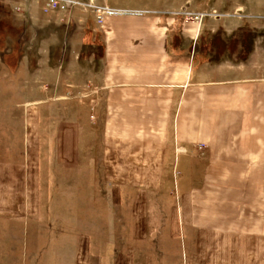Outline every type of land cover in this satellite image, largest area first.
Segmentation results:
<instances>
[{
    "label": "crops",
    "instance_id": "obj_1",
    "mask_svg": "<svg viewBox=\"0 0 264 264\" xmlns=\"http://www.w3.org/2000/svg\"><path fill=\"white\" fill-rule=\"evenodd\" d=\"M105 3L150 12L106 16L99 26L103 53L84 44L83 32L93 25L88 12L83 32L70 39V90L77 97L90 82L86 103L108 123L98 157L79 145L77 124L57 131L40 117L31 124L28 114L18 121L0 113V244L11 251L12 222L31 217L38 233L52 235L36 246L49 249L52 264H109L108 245L92 239L86 219L94 201L112 196L124 204L133 190L166 195L177 222L180 202L189 229L176 248L184 257L154 263L134 245L116 264H264V29L250 37L218 19L197 31L195 23L156 8ZM27 26L25 37H37L32 18ZM57 202L80 204L58 210ZM169 226L177 234V225ZM19 244L27 264V238ZM95 249L102 251L98 258Z\"/></svg>",
    "mask_w": 264,
    "mask_h": 264
},
{
    "label": "rangeland",
    "instance_id": "obj_2",
    "mask_svg": "<svg viewBox=\"0 0 264 264\" xmlns=\"http://www.w3.org/2000/svg\"><path fill=\"white\" fill-rule=\"evenodd\" d=\"M73 1H77L74 7L68 6L66 0H0V100L6 102L5 106L0 107V113L8 114L13 120L18 121L23 120L28 114L31 124L35 123L36 117H40L47 121L48 125L54 123L57 131L70 130L77 124L81 131L79 145L91 147L93 156L97 158L98 150L102 146L101 134L108 123L98 117L96 105L86 103L91 97L92 90L88 88L90 82L82 85L77 97L76 90H70L69 49L72 36L77 39L75 36L83 32V19L88 12L90 23L93 25L88 26L86 32H83L87 35L84 44L91 50L97 48L103 53V39L99 29L102 25L97 21L95 11L87 4L90 2L96 5L107 4L106 0ZM108 1L111 4L118 2L121 6L156 8L154 13H170L183 18L186 22L195 23L196 27L198 26L197 31L200 29L204 31L209 23L218 24V19H221L222 27L228 31L235 23L239 26V33H245L248 29L250 37H258L260 31L264 29V0ZM32 6L33 9H29ZM211 7L212 9H209ZM31 18L38 29L37 37L33 34L25 37L31 30L27 26V21ZM197 31L191 32V37H194ZM93 93L96 94V91ZM74 95L77 99L72 98ZM75 100L78 101L77 104H70ZM52 116L56 118L52 119ZM33 143H36V139ZM178 149L175 142V156L181 151V148L179 152ZM127 172L131 173L130 170ZM172 173L175 181L178 171L174 168ZM135 175L140 174L136 172ZM162 178L164 177L158 176V193L161 194L165 193V185L161 184ZM143 181H149V178L145 177ZM97 190L95 186V199L98 198ZM173 195L177 200L175 182ZM110 197V201L106 196L102 202L94 201L91 207L92 215L86 219L92 239L98 244L108 245L109 250L104 252L109 255V261L107 260L109 264H116L119 253L132 251L131 247L134 245L140 258L143 260L150 258L154 263L163 259L175 260L183 253L181 247L180 250L176 247L181 245L183 248L184 234H187L189 228L187 222H183L180 202L178 209L181 216L179 215L177 222L176 208L171 207L170 199L164 194L156 196L130 190L127 191L125 205ZM78 204L80 203L57 202V209L62 206L73 210V206ZM60 220L63 218L57 219L58 222ZM11 225L13 249L10 251L3 242L0 244V264H8L10 259L12 264H25L23 262L25 251L22 248L23 244H19L20 237L24 239L26 237L28 240L27 264H52L51 258H48L49 249L44 251L36 249L38 243H50L52 235L38 233L35 218L13 221ZM169 225H173L174 228L177 225V234L168 233L166 227L172 230V226ZM94 252L98 258L102 251L95 249Z\"/></svg>",
    "mask_w": 264,
    "mask_h": 264
},
{
    "label": "built area",
    "instance_id": "obj_3",
    "mask_svg": "<svg viewBox=\"0 0 264 264\" xmlns=\"http://www.w3.org/2000/svg\"><path fill=\"white\" fill-rule=\"evenodd\" d=\"M68 6L74 7L77 1L66 0ZM93 11H95L96 19L103 25L106 16H143L148 13L147 10L129 9V8H116L108 5H96L93 2L87 4ZM202 147V145H200Z\"/></svg>",
    "mask_w": 264,
    "mask_h": 264
}]
</instances>
